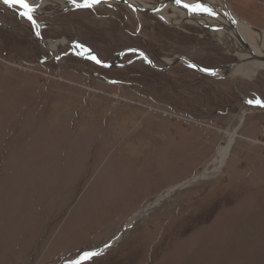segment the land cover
Returning <instances> with one entry per match:
<instances>
[{"label": "rangeland", "instance_id": "rangeland-1", "mask_svg": "<svg viewBox=\"0 0 264 264\" xmlns=\"http://www.w3.org/2000/svg\"><path fill=\"white\" fill-rule=\"evenodd\" d=\"M226 1L264 30V0ZM68 4L35 10L49 50L0 1V264H264V69L163 70L242 60L206 26Z\"/></svg>", "mask_w": 264, "mask_h": 264}, {"label": "bare ground", "instance_id": "bare-ground-1", "mask_svg": "<svg viewBox=\"0 0 264 264\" xmlns=\"http://www.w3.org/2000/svg\"><path fill=\"white\" fill-rule=\"evenodd\" d=\"M47 1L48 0H27V2L33 5L36 10H39L42 6H44V4L47 3ZM125 1H128L133 5H137L139 7H145V8L146 7L154 8L157 5V4L148 5L147 2H144L142 0H125ZM195 2L201 3L206 7H210L212 11L215 13V15L209 16L207 14H202V13L200 14L192 13L183 6L182 7L184 8L183 9L184 11H180V9L174 8L176 7L175 0L161 1L158 9L154 10L153 14H156L162 21H164L169 26L172 25L176 26L181 21L185 20V21L193 22L194 24H199L200 26L209 27V29L212 32V35L215 38V41L218 42V44L224 47L226 50L234 52L242 60L240 63H238L237 65H235L230 69V70L234 69L235 73H239L248 78H251L256 74L258 69H264V60L256 59L255 57H253V55L248 53V50L242 45V43L239 41L236 35L237 34L236 30H237L250 45L253 52L257 54V56L259 55V57H264V30H260V31L254 30L250 25H247L244 22L239 21L237 19H233L232 21L236 25V29L234 30L231 26V23L226 19L225 16L226 6L221 0H185V1L182 0V3H188V4H193ZM66 6H69V4L63 6L62 9L66 8ZM165 7L167 8L173 7L175 14L173 13L166 14L164 12V9L167 8ZM71 8H73L72 5ZM185 9L188 12H185ZM223 34H225V36L230 39V40L227 39L229 43L223 39ZM59 44H61L60 41L51 42L49 47L55 49L58 47ZM165 61L172 62V59H167ZM232 138L233 137H230L228 142L223 144L222 147L219 149L218 157L215 159L216 161L215 164L217 163V166L215 167L222 165L225 158L227 157L228 150L232 142Z\"/></svg>", "mask_w": 264, "mask_h": 264}, {"label": "snow or ice", "instance_id": "snow-or-ice-1", "mask_svg": "<svg viewBox=\"0 0 264 264\" xmlns=\"http://www.w3.org/2000/svg\"><path fill=\"white\" fill-rule=\"evenodd\" d=\"M108 0H70V3H72L77 9H94L95 7L99 6L101 3H107ZM177 4H181L182 0H175ZM3 3L8 5L9 7H13L14 5L19 6L24 11L21 12V15L26 17L34 26L39 27V25L36 24L35 19L33 18V13L35 12V7L27 2V0H3ZM184 8L188 9L192 13L197 14H207L209 16H214L215 13L212 11L210 7H206L201 3H183L182 5ZM39 34V33H37ZM78 47H82L81 45H78ZM87 51V50H86ZM90 59L94 60L96 63H101L95 56H90ZM250 104L255 103L260 107H264V102H261L259 100H256L255 102L249 101ZM98 253L96 252H86L84 253V256L81 258V260H88L95 256H97ZM77 264H80V261H77Z\"/></svg>", "mask_w": 264, "mask_h": 264}, {"label": "water", "instance_id": "water-1", "mask_svg": "<svg viewBox=\"0 0 264 264\" xmlns=\"http://www.w3.org/2000/svg\"><path fill=\"white\" fill-rule=\"evenodd\" d=\"M68 1H69V6H66V8H63V9L61 8V11L62 12L69 11L70 9L76 8L72 3H70V0H68ZM113 1L121 2V3L125 4V5H127L128 7L132 8L134 11H137V12L138 11H143V12H147V13H153L154 10L158 9L159 4H160V3H158L154 8H148V7L145 8V7H139L137 5H133V4H131L128 1H125V0H113ZM221 1L226 6L225 7V16H226V19L231 23L232 28L235 30L236 29V25L232 21L233 19H235V17L232 14V12H231V10L229 8V5L227 3V1L226 0H221ZM203 3H204V1H203ZM71 5L73 6V8H71ZM177 5H179V6L182 7L183 3L177 4ZM252 28L254 30L260 31L259 29L255 28V27H252ZM236 32H237L236 35H237L239 41L248 50V53H250L251 55H253V57H255L256 59L264 60V57H259V55L257 56V54H255L253 52V50L250 47V45L247 43V41L243 38V36H241V34L237 30H236ZM158 59L165 64V67L164 68H161V69H166V68H169L171 66H174L178 62H185L186 65H189L192 68H194V69H196L198 71H201V72H203V73H205L207 75H214V74H217L220 71L229 70L230 68L234 67L237 64V63L227 64V65H223V66H221L219 68H216L214 70H208V69H205V68L201 67L200 65L194 63L193 61H191L187 57H183V56H175L172 62H166V61H164V59L159 58V57H158ZM151 63H153V62L151 61ZM191 181H194V180H191ZM191 181H186L182 185H179L177 188L184 187V186L188 185L189 183H191Z\"/></svg>", "mask_w": 264, "mask_h": 264}, {"label": "flooded vegetation", "instance_id": "flooded-vegetation-1", "mask_svg": "<svg viewBox=\"0 0 264 264\" xmlns=\"http://www.w3.org/2000/svg\"><path fill=\"white\" fill-rule=\"evenodd\" d=\"M1 1V3H3V0H0ZM4 4V3H3ZM15 9H17V12H19V13H21L22 11H24L23 9H21L19 6H17V5H14L13 6ZM47 13H49V12H43V11H35L34 13H33V18L35 19V21H36V24L37 25H39V27H36V26H34L26 17H24V20H27L29 23H30V25H29V27H28V30H30V32H32V34L34 35V37L35 38H37V39H39L40 41H41V43H42V45H43V47H46V48H48L49 50H50V48H49V46H48V44H47V41H46V35L44 34V32H45V30H46V28H45V26L41 23V21H37L36 19H39V18H44V17H49V15H47ZM53 15V14H52ZM51 15V16H52ZM5 16H7V17H9V15L8 14H5ZM11 18V17H10ZM0 25L1 26H5V27H7V28H9L10 30L12 29V28H15V26H8V25H4V24H1V22H0ZM37 33H39V34H37ZM46 36V37H45ZM48 38V37H47ZM68 38L71 40V44H72V42H73V39H75L73 36H68ZM78 40V39H77ZM79 41V40H78ZM79 43L82 45V42H81V40L79 41ZM71 50L72 49H70V52H71ZM125 51V50H124ZM124 51H123V53L122 54H120V55H118L117 56V58L115 59V60H112V59H110V60H103V58L99 55V54H95L96 56V58L99 60V61H101V63H96L94 60H92V59H90L92 62H94L95 64H97V65H100V66H102V67H104V68H111V69H116V68H124L125 67V65L123 64H121V63H119V62H117L118 61V59H120V58H122L123 59V57H124ZM145 53V52H144ZM149 62H150V64H151V59L149 60ZM164 70V69H163ZM194 70H196V69H194ZM209 70V69H208ZM196 71H198V70H196ZM199 73H202V74H205V73H203V72H201V71H198ZM209 76V75H208Z\"/></svg>", "mask_w": 264, "mask_h": 264}]
</instances>
